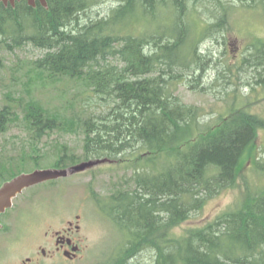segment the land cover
<instances>
[{
	"label": "trees",
	"instance_id": "1",
	"mask_svg": "<svg viewBox=\"0 0 264 264\" xmlns=\"http://www.w3.org/2000/svg\"><path fill=\"white\" fill-rule=\"evenodd\" d=\"M101 1L47 0L48 7L39 1L36 6L27 0L15 6L0 2V47L10 38L16 47L30 42L45 49L33 62L40 75L81 79L107 104V112L83 119L85 159L145 155L133 176L135 189L117 191L107 207L118 224L134 233L109 264H138L130 260L144 248L157 252L154 264H264V187L248 189L239 203L204 226L180 234L175 230L204 206L206 197L235 185L249 158L256 157L264 119L233 111L209 126L199 107L176 94L185 74L205 68L186 11H177L169 33L135 35L124 33L133 25L129 19L152 1L117 0L120 5L111 15L81 26L82 13ZM141 12L154 20L156 11ZM259 50L256 65L264 68V43ZM7 98L0 106L1 131L19 111L35 142L59 128L55 112ZM66 148H59L55 166L80 160ZM23 165L14 157L1 158V181L17 176ZM261 167L264 171V163Z\"/></svg>",
	"mask_w": 264,
	"mask_h": 264
},
{
	"label": "rangeland",
	"instance_id": "2",
	"mask_svg": "<svg viewBox=\"0 0 264 264\" xmlns=\"http://www.w3.org/2000/svg\"><path fill=\"white\" fill-rule=\"evenodd\" d=\"M180 3L174 5L171 0L158 3V8L163 9L152 15L154 20L162 19L158 24H155L157 20L144 16L142 9L134 10L138 12L129 19L133 25L124 33L141 35L158 30L169 33L177 11H186L193 45L199 40L205 68L196 70L194 75L185 74L176 94L185 103L199 107L201 120L209 126L218 125L221 118L233 111H248L264 119V68L253 62L244 63L241 56L235 55L239 54L235 49L245 46L249 40L264 41V11H258L264 2L252 3L257 11L245 10V4L237 0H180ZM119 5L117 0H102L82 13L81 26L108 17ZM222 7H228L229 11H221ZM169 15L173 18L169 19ZM7 41L9 44L0 47V106L9 102V96L15 101L23 99L24 103L37 102L58 114L61 124L40 142H35L19 111L15 122L6 131L0 130V160L7 156L14 157L15 163L22 160L24 169L18 174L37 168H67L55 166L59 148L66 146L80 157L78 163L91 159L106 161L86 171L32 186L19 194L5 216L7 228L0 230V264H16L35 249L50 227H60L68 220L76 223L78 215L86 251L83 260L75 264H109L134 233L118 224L107 207L117 191L135 189L133 176L145 155L128 153L85 159L83 119L107 112V104L81 79L40 75L33 62L45 54V49L30 42L16 47L13 39L7 38ZM111 61L117 62L115 58ZM255 143L256 157L249 158L235 185L206 197L204 206L192 211L175 229L176 233L214 221L239 203L248 189L256 191L264 187L261 167L264 127L259 129ZM162 164L160 159V167ZM15 171L18 172L17 168ZM4 182L0 179V186ZM15 237L22 241L15 243ZM156 256L154 249L144 248L130 263L154 264Z\"/></svg>",
	"mask_w": 264,
	"mask_h": 264
},
{
	"label": "flooded vegetation",
	"instance_id": "3",
	"mask_svg": "<svg viewBox=\"0 0 264 264\" xmlns=\"http://www.w3.org/2000/svg\"><path fill=\"white\" fill-rule=\"evenodd\" d=\"M22 1V0H21ZM152 5H147L142 8V11H159L163 8H158V3H162L165 0H151ZM180 1V0H179ZM242 4H245V10L257 11L252 7L254 1L264 0H237ZM38 2V1H37ZM174 5H177V0H171ZM3 3V2H2ZM5 6L6 5L4 3ZM37 5V4H36ZM158 8V9H157ZM221 11H229L228 7H222ZM258 11H264V7ZM222 12V13H223ZM264 41L249 40L245 46L237 47L235 50H239V54H235L237 57L241 56L244 63L259 62V44ZM230 45V43H229ZM248 51V55L244 54ZM204 70V68H203ZM14 206V205H13ZM8 210L1 215L0 221L2 226L0 230H5L6 219ZM80 215L77 216L76 223L73 220L62 222L60 227H50L42 234V240L39 242L35 249H33L28 255L22 256L16 264H75L83 260L85 256L86 246L84 245V238L82 235V226L79 222ZM15 243H19L22 239L15 237L13 240Z\"/></svg>",
	"mask_w": 264,
	"mask_h": 264
},
{
	"label": "water",
	"instance_id": "4",
	"mask_svg": "<svg viewBox=\"0 0 264 264\" xmlns=\"http://www.w3.org/2000/svg\"><path fill=\"white\" fill-rule=\"evenodd\" d=\"M21 0H0L6 5L11 4L15 6ZM29 5L36 6L37 1L41 2L45 7H48L47 0H27ZM106 159H91L77 163L67 168H37L31 172H23L5 181L0 186V218L8 209L14 205V199L24 192L25 189L32 186L56 180L63 177L86 171L95 167L96 165L105 162ZM2 226L0 221V227Z\"/></svg>",
	"mask_w": 264,
	"mask_h": 264
}]
</instances>
